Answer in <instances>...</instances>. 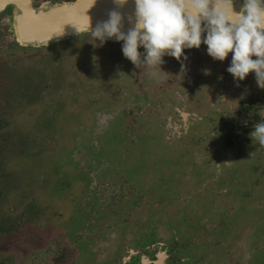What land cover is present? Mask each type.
<instances>
[{"label":"flooded vegetation","instance_id":"af4514ba","mask_svg":"<svg viewBox=\"0 0 264 264\" xmlns=\"http://www.w3.org/2000/svg\"><path fill=\"white\" fill-rule=\"evenodd\" d=\"M76 1L0 0V36L7 34L9 49L13 48L3 54L36 57L54 48L73 53L65 43L83 35L46 45L26 44L19 38L18 24L29 9ZM241 3L234 0L237 10ZM121 43H104L123 60L119 83L105 91L108 104L114 105L93 113V126L86 127L92 132L90 145L82 149L79 141V152L71 155V162L87 177L72 230L67 240L64 235L65 241L54 240L35 253L29 264H264V193H258L261 200L256 204L251 201L254 209L240 215L232 199L239 194L229 187L237 184L230 175L241 161L238 153L245 155L248 170L264 171V147L249 135L255 123L264 122V89L257 87L254 73L238 87L231 74L219 75L212 65L227 67L231 53L223 62L213 60L202 43L184 54H200L195 56L197 66L214 67L209 74L219 84L209 87L210 98L190 99V91L182 95L173 90L163 96L176 77L168 67L185 64L188 72L191 64L166 55L162 75L159 71L158 77L139 84L136 75L149 68L127 60ZM84 61L87 68L88 60ZM196 90L203 94V85ZM196 105V111L190 109Z\"/></svg>","mask_w":264,"mask_h":264},{"label":"rangeland","instance_id":"374dc122","mask_svg":"<svg viewBox=\"0 0 264 264\" xmlns=\"http://www.w3.org/2000/svg\"><path fill=\"white\" fill-rule=\"evenodd\" d=\"M3 23L1 19L0 32ZM9 40L1 33L0 264H29L35 253L54 240H67L72 230L71 220L87 187V177L71 162V155L79 152V141L82 149L90 145L92 132L86 127L93 126V113L114 105L108 104L111 100L105 91L119 83L117 74L123 60L115 57L113 47L96 46L99 42L91 34L65 43L73 53L54 48L36 57L3 54L13 51ZM196 55H187V63L192 66L188 72L184 71L185 64L168 67L176 77L171 78L172 87L163 96L190 91V99L210 98L209 87L219 83L209 73L215 67L223 75L228 66H197L195 60L200 54ZM84 59L88 60L87 68ZM151 71L136 75L138 83L147 82ZM199 73H203L202 81ZM198 85H203V94L196 90ZM149 89L155 91L151 83ZM244 157L238 153L241 161L233 169L235 174L230 175L237 184L229 186L231 192L235 189L239 194L232 199L240 215L244 209H254L251 201L256 204L264 193V171L248 170ZM245 193L250 194L249 198ZM207 209L205 205L204 211Z\"/></svg>","mask_w":264,"mask_h":264},{"label":"clouds","instance_id":"9594fccd","mask_svg":"<svg viewBox=\"0 0 264 264\" xmlns=\"http://www.w3.org/2000/svg\"><path fill=\"white\" fill-rule=\"evenodd\" d=\"M132 2L135 22L126 32L122 30L123 17L115 10L95 28L88 24L91 37L99 42L96 46H103L109 39L122 42L121 52L127 60L137 67L138 63L146 65L153 70L150 75L158 77L164 56L187 59L185 49H199L203 43L213 60L223 62L231 53L226 71L238 87L239 81L254 73L257 87L264 89V0H242L239 10L234 0ZM113 3L123 7L129 0ZM76 29L78 33L80 29ZM249 135L264 147V122L255 123Z\"/></svg>","mask_w":264,"mask_h":264},{"label":"water","instance_id":"95a60500","mask_svg":"<svg viewBox=\"0 0 264 264\" xmlns=\"http://www.w3.org/2000/svg\"><path fill=\"white\" fill-rule=\"evenodd\" d=\"M0 3L3 4V2ZM3 9L4 5H0V12ZM113 10L120 12L123 17V31L126 32L133 26L135 5L132 0L123 7L115 5L113 0H77L69 6L35 11L29 9L25 17L19 20L22 22L18 24L22 27H20L19 38L26 44L46 45L90 34L92 31L90 27L95 28L98 22L106 20L108 13ZM75 26L80 29L78 33ZM111 40L114 39H109Z\"/></svg>","mask_w":264,"mask_h":264}]
</instances>
